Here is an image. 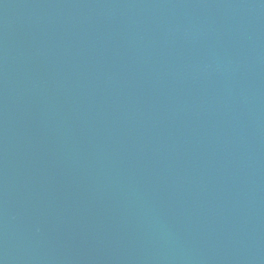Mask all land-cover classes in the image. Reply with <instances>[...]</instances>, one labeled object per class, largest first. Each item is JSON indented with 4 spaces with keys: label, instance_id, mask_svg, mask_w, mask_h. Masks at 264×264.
I'll list each match as a JSON object with an SVG mask.
<instances>
[{
    "label": "water",
    "instance_id": "95a60500",
    "mask_svg": "<svg viewBox=\"0 0 264 264\" xmlns=\"http://www.w3.org/2000/svg\"><path fill=\"white\" fill-rule=\"evenodd\" d=\"M0 264H264V0H0Z\"/></svg>",
    "mask_w": 264,
    "mask_h": 264
}]
</instances>
